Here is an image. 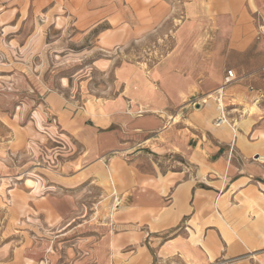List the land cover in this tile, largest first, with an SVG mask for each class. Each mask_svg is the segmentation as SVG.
I'll return each instance as SVG.
<instances>
[{"label":"crops","instance_id":"0c3cea01","mask_svg":"<svg viewBox=\"0 0 264 264\" xmlns=\"http://www.w3.org/2000/svg\"><path fill=\"white\" fill-rule=\"evenodd\" d=\"M177 1L187 19L172 29L170 0H0V174L4 155L59 144V166L72 171L57 173L42 195L27 200V216L47 227L76 206L54 195L56 186L114 175L107 220L88 222L96 264L173 257L181 264H264V0ZM162 29L177 39L168 56L147 71L150 78L122 66L126 85L104 101L78 107L44 92L42 73L33 70L40 51L66 36H90L93 47L108 51ZM194 36L201 40L196 50ZM227 70L235 78L220 89ZM21 78L27 87L14 84ZM3 84L10 91L2 93ZM35 90L55 123L26 101L7 115L5 98ZM14 236L0 233V264L4 255L12 263L36 253L31 239L21 248Z\"/></svg>","mask_w":264,"mask_h":264},{"label":"rangeland","instance_id":"374dc122","mask_svg":"<svg viewBox=\"0 0 264 264\" xmlns=\"http://www.w3.org/2000/svg\"><path fill=\"white\" fill-rule=\"evenodd\" d=\"M170 1L177 12V18L172 20V29L174 26L179 28L187 19L185 7L183 2ZM165 30L152 32L142 40L130 44L127 48L108 51L93 47L94 41L90 36L83 37L79 41H70L66 36L63 42L55 45L51 43L50 48L40 51L36 56L37 67L33 66V70L42 73L38 83H44V92L57 91L78 107L85 102L89 104L91 101H104L115 96L126 85L122 84L118 76L122 66L129 65L136 71L144 72L145 76L148 75L150 78V73L147 71L168 56L177 40L175 34L167 30L168 35H162ZM200 42V38L194 36L193 47L195 50ZM194 55H196V51ZM41 57L47 58L48 63L41 64ZM133 78L137 83L140 82L134 75ZM25 82L21 78V81L17 79L14 84L18 88L20 86L25 88L27 87ZM28 83L31 87L35 84L30 79ZM3 87L2 93L10 91L8 89L10 86L3 84ZM131 87L134 88L135 85L131 84ZM14 93L15 96L11 100L8 97L3 102L7 103V115H12L10 112L11 109H15L16 103L19 105L22 101H26L30 109L34 107L42 109L45 121L55 123L56 117L47 111V107L42 102L43 97L37 95L36 90L31 93L32 95H27L23 91ZM10 103L11 105L8 106ZM37 115L39 116V114ZM5 133L6 129L0 122V137ZM54 144V146L51 144L48 147L34 146V151L24 149L3 156L1 166L6 171L0 174V233L4 236L11 232L15 233V244L21 248L31 239V242H28L31 246L33 245L31 248L36 252L30 253V255L24 253L12 263L9 260L10 257L4 255L3 264H96L89 257L91 246L88 239L90 233L88 222L97 224L107 220V210L111 208L107 197L115 190L118 183L114 175L110 176L107 171H103V177L101 176L98 181L87 180L76 187H68L69 183L56 186L51 191L54 195H66L67 198L75 199L76 202L75 208H67L68 203L65 207L63 206L64 209L67 208L66 217L59 225L47 227L45 224L43 225V222L41 223V219L34 220L27 216L32 212L27 204L29 197L33 200L36 195H42L47 185L51 184L49 180L54 178L57 173L66 171L61 165L59 166L58 162L60 157H65L62 155L59 157L58 152L62 148H58L59 144ZM71 171L72 168L66 172ZM11 188L13 190L8 191ZM77 224L80 225L77 226ZM155 242L157 240H154ZM155 250H157L156 244L152 245L150 252L154 253ZM155 263L181 264V258L173 257L170 262L169 259H166L165 262L155 260Z\"/></svg>","mask_w":264,"mask_h":264},{"label":"built area","instance_id":"2783aa9c","mask_svg":"<svg viewBox=\"0 0 264 264\" xmlns=\"http://www.w3.org/2000/svg\"><path fill=\"white\" fill-rule=\"evenodd\" d=\"M234 75H233V72L232 70H227L226 71V76L224 78V81H223V85L221 86L220 89H223L224 86L228 85L229 83H231L234 79Z\"/></svg>","mask_w":264,"mask_h":264}]
</instances>
